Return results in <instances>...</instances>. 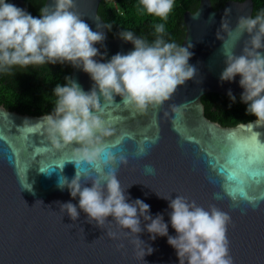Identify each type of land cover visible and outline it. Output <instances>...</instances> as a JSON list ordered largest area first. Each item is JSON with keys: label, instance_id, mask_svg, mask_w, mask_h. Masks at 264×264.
I'll return each mask as SVG.
<instances>
[{"label": "water", "instance_id": "1", "mask_svg": "<svg viewBox=\"0 0 264 264\" xmlns=\"http://www.w3.org/2000/svg\"><path fill=\"white\" fill-rule=\"evenodd\" d=\"M102 1L75 0L74 10L93 31L105 32L104 45L96 47L102 55L107 53L101 61L106 62L117 53L127 54L134 46L110 36L107 23L98 13ZM11 2L28 12L25 0ZM47 5L51 7V0H46L44 7ZM253 11L252 0H230L220 9H214L211 0H201L195 12L184 14L186 34L182 43L193 46L189 63L197 69L196 77L163 106L141 114L116 97L115 103L104 105L102 115L106 121L111 114L110 126L118 135L130 133L121 142L112 137L105 143L128 160L127 165L119 166L117 176L124 188L134 184L128 189L131 200L138 198L149 204L153 216L163 214L173 236L169 202L156 192L173 199L183 195L204 208L215 206L227 212L232 218L228 239L235 264H264V177H248L243 150L234 144L246 141L249 129L264 143V127L255 125V120L224 127L206 117L202 98L210 93L229 96V90L241 96L239 77L222 84L220 76L225 52L240 54L248 36H240L238 31L229 35L221 26L224 21L235 29L238 19L253 17ZM218 32L223 41L217 38ZM71 77L83 90H91L93 82L82 70L72 67ZM45 116L0 106V264H140L134 237L114 221L102 229L89 223L82 211L77 221L60 212L62 203H79L67 188L59 187L61 178L71 181L76 176L77 167L71 159L79 145L54 148L46 135ZM141 147L147 150L144 156H138ZM260 167L264 168V163ZM83 169L82 183L91 187L97 170ZM107 232L116 233L117 239H109ZM140 239L155 249L145 258L146 264H179L167 238L158 237L153 242L144 231Z\"/></svg>", "mask_w": 264, "mask_h": 264}, {"label": "clouds", "instance_id": "2", "mask_svg": "<svg viewBox=\"0 0 264 264\" xmlns=\"http://www.w3.org/2000/svg\"><path fill=\"white\" fill-rule=\"evenodd\" d=\"M176 4L177 0H138V10L166 23ZM75 7V0H51V7L41 8L39 16L34 17L11 0H0V75L12 74L15 68L68 64L88 74L93 82L90 91L83 90L71 76L65 77L63 84L57 83L53 110L43 120L54 148L79 145L71 159L77 167L76 176L71 181H59L60 189L67 188L72 199L79 198V203H62L60 212L77 221L82 211L89 223L102 229L114 221L134 237L140 264H146L145 258L155 251L140 239L144 231L153 242L158 237L167 238L179 264H235L228 239L232 218L227 212L215 206L204 208L183 195L173 199L156 192L169 202L170 224L176 233L170 235L163 214L153 216L149 204L138 198L131 200L128 189L134 184L124 188L117 176L119 166L127 165L128 160L105 143L112 137L121 142L130 133L118 135L106 123L102 118L104 105H111L120 97L131 111L141 114L163 106L196 77L197 69L189 63L193 46L166 40L165 23H154L155 39L151 42L133 31L121 30L119 38L131 43L133 50L101 62L107 53L102 55L96 45H104L105 32L93 31ZM221 28L229 35L233 31L240 36L246 33L248 39L240 54L225 52L220 81L231 83L240 78V102L246 105L247 114L256 117L255 125L264 127V9L254 17H240L235 29L224 21ZM217 38L222 40L219 32ZM228 95L236 103L231 90ZM146 154V148L141 147L138 156ZM82 167L97 170L96 178L90 180L91 187L82 183ZM148 170L152 168L149 166ZM37 203L44 207L41 201ZM107 237L115 240L117 234L107 232Z\"/></svg>", "mask_w": 264, "mask_h": 264}, {"label": "trees", "instance_id": "3", "mask_svg": "<svg viewBox=\"0 0 264 264\" xmlns=\"http://www.w3.org/2000/svg\"><path fill=\"white\" fill-rule=\"evenodd\" d=\"M227 1L230 0H211L214 9L222 8ZM252 1L254 17L264 9V0ZM45 2L46 0H25L28 12L34 17L39 16ZM200 3L201 0H177L174 11L166 23L147 14H141L138 10V0H103L98 13L107 23L109 34L113 38H118L121 30H130L151 42L155 39L153 24L165 23L167 33L165 39L182 45L186 34L184 14L187 11L195 12ZM71 74L72 66L68 64L15 68L12 74L0 75V106L32 116L50 114L56 99L53 89L57 83L63 84L65 77ZM236 98V103H233L229 96L220 94L203 96L206 117L224 127H234L255 120L256 117L247 114L246 105L240 102V97Z\"/></svg>", "mask_w": 264, "mask_h": 264}, {"label": "snow or ice", "instance_id": "4", "mask_svg": "<svg viewBox=\"0 0 264 264\" xmlns=\"http://www.w3.org/2000/svg\"><path fill=\"white\" fill-rule=\"evenodd\" d=\"M106 123L109 125L113 124V119L110 113H108V119L106 120ZM248 131L250 135L247 137L246 141H235L234 144L237 149L243 150V154L248 165L246 168L248 177L252 180H259L261 177H264V168L260 167V165L264 163V143H261L259 140H257V133L253 132L251 129ZM40 170L45 172V169L42 167ZM83 170L88 171L86 168ZM241 194L245 195V197L247 195L244 192Z\"/></svg>", "mask_w": 264, "mask_h": 264}, {"label": "flooded vegetation", "instance_id": "5", "mask_svg": "<svg viewBox=\"0 0 264 264\" xmlns=\"http://www.w3.org/2000/svg\"><path fill=\"white\" fill-rule=\"evenodd\" d=\"M210 94H215V93H210ZM221 95V94H220ZM224 96H226V95H224ZM240 97V96H239Z\"/></svg>", "mask_w": 264, "mask_h": 264}]
</instances>
